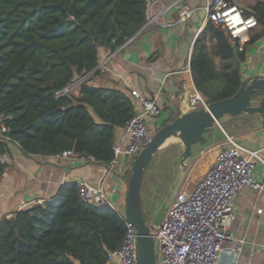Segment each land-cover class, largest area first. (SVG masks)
<instances>
[{"label":"trees","instance_id":"trees-1","mask_svg":"<svg viewBox=\"0 0 264 264\" xmlns=\"http://www.w3.org/2000/svg\"><path fill=\"white\" fill-rule=\"evenodd\" d=\"M149 1L0 0V114L8 117V136L23 155L71 150L110 162L115 131L134 116L135 106L120 90L88 82L99 73V48L114 52L134 36L147 22ZM241 10L256 19L246 41L231 40L221 25L207 21L193 43L190 73L206 103L237 91L246 51L264 33V0ZM86 74L78 96L60 93ZM9 144L0 139V176ZM143 190L142 180L149 224ZM12 214L0 219V264H106L125 234L120 214L83 202L76 183Z\"/></svg>","mask_w":264,"mask_h":264},{"label":"crops","instance_id":"crops-1","mask_svg":"<svg viewBox=\"0 0 264 264\" xmlns=\"http://www.w3.org/2000/svg\"><path fill=\"white\" fill-rule=\"evenodd\" d=\"M169 1L150 0L149 6L153 4L152 13L158 12L161 4ZM209 1L183 0V3L194 8L192 16L185 23L176 22L175 9L166 12L157 22L141 30L129 44L115 50L106 67L100 68L88 84L120 90L131 99L135 111L140 108V101L131 96V89L140 92L144 98L154 99L159 105L160 114L149 122L150 128L154 122L159 125L170 116L181 114L183 100L197 92L189 61L193 43L207 22L204 7ZM227 1L241 9H248L255 0ZM107 53L105 49L99 48V60ZM252 76H264V33L249 46L241 64L242 80ZM79 90L75 96L79 95ZM222 117L227 119L228 129L220 119L213 125L214 129L224 136L231 135L244 150H258L264 162V116L241 113ZM124 136V129L117 128L115 142ZM219 148L220 142L211 143L210 154L199 166L203 167V174L213 163ZM6 156L9 161L5 163L6 167L0 176V219L41 203L65 183L80 180L93 186L101 185L108 202L117 212L124 211V181L130 165L126 157L121 158L120 166L109 170V164L90 162L76 155L71 158L23 155L18 146L13 144H9ZM263 173L264 165L258 162L255 176L259 178ZM113 187H116L115 193L111 192ZM229 227L245 240V246L236 260L232 261L223 255L219 264H264V192L245 187L234 202ZM111 264H117V261Z\"/></svg>","mask_w":264,"mask_h":264},{"label":"built area","instance_id":"built-area-1","mask_svg":"<svg viewBox=\"0 0 264 264\" xmlns=\"http://www.w3.org/2000/svg\"><path fill=\"white\" fill-rule=\"evenodd\" d=\"M149 6V17L142 28L122 46L129 44L145 27L157 22L160 16L175 9L177 23H185L193 14L194 8L183 0H171L161 4L158 12L152 13ZM206 21L221 25L229 38L243 43L248 39V31L256 26L253 16H245L241 8L227 0H211L204 7ZM114 52H108L99 60L97 68H105ZM86 74L72 80L60 93L75 95L80 86L88 80ZM133 98L140 101V108L125 124L124 137L112 147L113 157L109 170L121 165V158L126 157L131 164L139 152L152 139L149 122L160 114V108L154 99L144 98L140 92L131 89ZM207 103L198 92L184 99L180 105L182 112L206 106ZM8 117L0 114V139L18 146L8 136L9 127L5 120ZM57 158H71V150L55 155ZM95 162L91 157H81ZM1 161H9L6 153ZM264 162L258 150H244L234 138L225 136L220 143L213 163L204 175L187 192L180 193L164 211L159 223L151 230L154 243L156 264H219L223 255L236 260L245 246V240L238 237L229 227L236 198L245 187L256 192H264V173L255 176L256 164ZM78 194L83 202L94 205H107L116 211L103 191L101 185L93 186L84 180L76 182ZM116 192V187L111 189ZM117 212V211H116ZM119 213V212H118ZM125 224V234L118 249L108 253L106 264L117 261V264H136L137 233L134 225L127 221L123 213H119ZM8 217H14L9 214Z\"/></svg>","mask_w":264,"mask_h":264},{"label":"water","instance_id":"water-1","mask_svg":"<svg viewBox=\"0 0 264 264\" xmlns=\"http://www.w3.org/2000/svg\"><path fill=\"white\" fill-rule=\"evenodd\" d=\"M241 113L264 116V76L243 79L237 91L230 97L207 103L206 106L182 112L159 127L149 144L133 159L130 175L125 179L126 195L124 217L131 222L137 233L136 264H156L155 243L151 230L165 211L160 207L147 224L141 208V184L144 172L154 154L170 137H177L183 145L180 163L188 158L194 147L206 143L211 129L224 115Z\"/></svg>","mask_w":264,"mask_h":264},{"label":"rangeland","instance_id":"rangeland-1","mask_svg":"<svg viewBox=\"0 0 264 264\" xmlns=\"http://www.w3.org/2000/svg\"><path fill=\"white\" fill-rule=\"evenodd\" d=\"M220 121L228 129L227 119L221 117ZM161 123L158 125L154 122L150 128L151 133L154 134L161 127ZM214 128L206 143L194 147L192 154L183 161V164L180 163L183 145L177 137L169 138L151 159L142 179L144 198L150 200V202L143 203V208L149 211V214L146 212V215L147 217L149 215L148 221L150 223L160 207H164L166 210L178 194L189 191L195 182L204 175L202 173L203 167L199 166L210 154L208 151L211 143H222L227 135L224 136L222 132ZM228 136L232 137L231 135ZM130 166L131 164L128 165V169Z\"/></svg>","mask_w":264,"mask_h":264},{"label":"bare ground","instance_id":"bare-ground-1","mask_svg":"<svg viewBox=\"0 0 264 264\" xmlns=\"http://www.w3.org/2000/svg\"><path fill=\"white\" fill-rule=\"evenodd\" d=\"M170 138H172V137H170ZM174 138H175V137H174ZM167 140H168V139H167ZM167 140H166V141H167ZM166 141H165V142H166ZM164 144H165V143H164Z\"/></svg>","mask_w":264,"mask_h":264}]
</instances>
